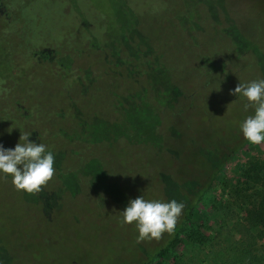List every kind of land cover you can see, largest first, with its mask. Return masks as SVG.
Masks as SVG:
<instances>
[{
	"label": "rangeland",
	"instance_id": "obj_1",
	"mask_svg": "<svg viewBox=\"0 0 264 264\" xmlns=\"http://www.w3.org/2000/svg\"><path fill=\"white\" fill-rule=\"evenodd\" d=\"M7 1L0 0V58L11 53L0 73V144L14 149L22 132L30 135L54 154L56 172L36 194L0 173V264L148 259L171 235L137 243L135 222L121 224L120 212L141 196L183 202L178 224L191 213L176 247L148 264H221L232 245L254 236L264 251V234L251 223L264 192V144L238 149L195 204L184 194L205 179L207 155L239 140L254 114L245 97L229 99L234 87L224 82L264 79V0H196L199 14L181 0H33L20 15L42 13L55 32L61 16L70 27L76 8L84 15L92 45L71 53H32L28 34L13 42L6 33L15 23L6 18L18 0ZM177 16L186 17V34ZM90 126L91 134L73 135Z\"/></svg>",
	"mask_w": 264,
	"mask_h": 264
},
{
	"label": "clouds",
	"instance_id": "obj_2",
	"mask_svg": "<svg viewBox=\"0 0 264 264\" xmlns=\"http://www.w3.org/2000/svg\"><path fill=\"white\" fill-rule=\"evenodd\" d=\"M6 93L7 89H3ZM231 95H242L247 99L244 110L254 109L241 124L243 136L254 145L264 144V79L250 83H239ZM29 136L22 132L20 142L15 148H4L0 144V173L10 175L17 191L36 194L53 180L56 169L55 156L43 143L30 142ZM186 205L175 199L164 202L147 200L143 196L131 199L122 216L121 224L135 222L137 243L145 240H159L167 233L175 232Z\"/></svg>",
	"mask_w": 264,
	"mask_h": 264
},
{
	"label": "trees",
	"instance_id": "obj_3",
	"mask_svg": "<svg viewBox=\"0 0 264 264\" xmlns=\"http://www.w3.org/2000/svg\"><path fill=\"white\" fill-rule=\"evenodd\" d=\"M53 1V0H51ZM67 2V1H66ZM9 6H12L10 1H7ZM18 4L15 6L16 9L12 11L13 7H11V11L8 13L6 21L7 23H15V29L13 32L8 31L6 34L7 36L13 40V42H16L18 38L20 39L21 36H25L28 34L27 37L28 39V48L30 52L32 53H39L38 51H41L45 48L46 50H58L59 48L66 46L68 47V52H70L71 49L75 48L76 44L78 41H83L84 38H82L81 34H86L87 35V26L88 22L85 24L86 18L84 15L80 12H78V9L76 8V16L75 19L78 21V23H75V21L72 19L73 25L68 27L66 18L61 16L59 18L60 23H62L61 27L57 29L55 32L54 30L52 31L51 29V19H47L44 14L41 13V18H39V15H34V20L29 18L27 15L21 16L20 13L25 11L27 9V6H30L33 3V0H18ZM68 4L74 5V2H67ZM64 3V7L62 10L66 13L65 15H68V12L70 10V5ZM64 12L62 11V14L64 15ZM59 16H57L58 18ZM32 22L34 23H39V28L38 31L35 29L33 26ZM43 22V24H42ZM18 25V26H17ZM18 27H21L22 30H19ZM56 35V36H55ZM59 35L60 39H56V37ZM20 36V37H19ZM44 38V39H43ZM41 39V41H39ZM1 40H3L1 38ZM43 44L42 46H38L39 44ZM37 44V45H36ZM71 47V48H70ZM31 54V53H30ZM15 66H13L14 68ZM15 70V69H14ZM16 77V75H15ZM21 77H26V74L22 75ZM242 142L237 145V150L241 148ZM228 161V160H227ZM227 161H222L223 165ZM217 167L219 166V163H216ZM222 165V167H223ZM222 167H218L215 170V174L211 179H197V185L200 187V191L193 193L190 192L191 190L185 192L184 194L186 197H190L191 199H194L192 204L196 203L197 200L202 196V194L205 192L206 189H208L212 182L214 181L216 175L220 171ZM195 181V182H196ZM201 183V184H200ZM201 185V186H200ZM260 195V196H259ZM258 198L259 200V206L260 209H256V211L252 212V217L255 218L256 220L251 222L255 228L259 229L260 234H264V192L260 191L259 192ZM191 218V213L190 211L185 212V221L183 219L181 224H178L177 228L175 229V232L171 234L169 239H166L163 241L158 247L153 250L152 252H149L151 256L146 259L145 257L141 256L140 253H137L134 257H132L131 262L134 264H148L149 260L152 258H163L167 256V254L170 252L172 248H175L178 240L181 235V231L184 228V225L186 222L190 221ZM263 236L261 235V238ZM257 238V237H256ZM255 236L254 239L250 237L249 239L243 240V241H238L234 245H232L228 251L230 254L226 256L222 260L221 264H264V251H260L257 248L258 241L256 240ZM135 259V260H134Z\"/></svg>",
	"mask_w": 264,
	"mask_h": 264
},
{
	"label": "flooded vegetation",
	"instance_id": "obj_4",
	"mask_svg": "<svg viewBox=\"0 0 264 264\" xmlns=\"http://www.w3.org/2000/svg\"><path fill=\"white\" fill-rule=\"evenodd\" d=\"M181 1H182V6L184 5V9L185 10H187L188 12H191V10H192L193 12L199 14L198 11H197V9L200 8V7H198V3H196V0H181ZM184 13H185V11H184ZM186 16H189L191 18V16L189 14H186ZM177 18L180 21L181 27L185 31V34H186L187 33L186 29H188V26H189V25H187L188 23L186 22L187 21L186 20V17L184 18V16L183 17L182 16H177ZM192 18L196 20V17H192ZM90 28H92V27H90ZM90 28L89 27L87 28V35H86L85 41H78V43L75 46L76 49L78 47H81V45H83V43H85L86 46L87 45L88 46H91L92 45L91 44L92 37L90 38V36H89L90 35ZM87 40H90V43L89 44H88ZM104 44H105V41H104ZM105 45H107V44H105ZM121 48L118 49L116 52L117 53H121ZM9 53L8 52L6 53V58H4L3 60L0 58V73L3 72V71H5V70L6 71L9 70V68L7 67V65L9 63V60H10L9 57H8L9 56ZM0 57H1V54H0ZM146 70H143V71H146ZM144 73L145 74H147V73L149 74V71L148 72H144ZM6 77H9V73L6 74ZM215 78H219V77H215ZM224 83H225L224 86H226V84H227L228 86H233L234 87L233 89H231V91L234 90L235 87H236V85H237L234 82H230V83L224 82ZM221 85L223 86V83ZM240 97H242V95H239V96L238 95H231L229 97V99H231V100H239ZM147 103L149 104V107L151 108V110H156V107L149 100H147ZM93 131H94V128L90 126V127H88L86 129V131L83 130V132H81V131L79 132L77 129H75V133L76 134H73V135L86 136V135L91 134ZM227 142L228 143H224L223 142L221 144V146H219L218 150H215L213 153L210 154V156L207 155L206 158L208 159V163L206 164V168H205V170L203 171V174H202V177H204L206 180L211 179L214 176L215 170L219 166L222 167V165H223V162L222 161L229 160L230 157L234 153H236L238 151L237 150V145L239 143L242 142L243 143L242 146H244L248 142V140H246L244 138L243 134H242V136L239 138V140H234L232 142L231 141H227ZM216 163H219V166L218 167H217ZM189 190H191L190 192H193V193H196V192H199L200 191V187L197 185V181L190 187Z\"/></svg>",
	"mask_w": 264,
	"mask_h": 264
}]
</instances>
